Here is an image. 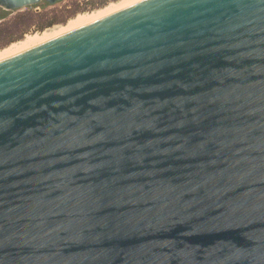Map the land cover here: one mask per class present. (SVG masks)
Here are the masks:
<instances>
[{"label": "water", "instance_id": "obj_1", "mask_svg": "<svg viewBox=\"0 0 264 264\" xmlns=\"http://www.w3.org/2000/svg\"><path fill=\"white\" fill-rule=\"evenodd\" d=\"M0 264H264V0H144L0 61Z\"/></svg>", "mask_w": 264, "mask_h": 264}, {"label": "rangeland", "instance_id": "obj_2", "mask_svg": "<svg viewBox=\"0 0 264 264\" xmlns=\"http://www.w3.org/2000/svg\"><path fill=\"white\" fill-rule=\"evenodd\" d=\"M137 1L135 0L134 1L133 0H62L61 2L55 5H49L43 2L36 6H31V7L23 8L20 10H15V11H4L0 9V61H3L4 59L6 60L7 58H11L13 57L12 55L14 54H15L14 56H16L32 48L33 46H30L25 50L23 49L24 47H22L24 46V44L23 45L19 44L21 42L25 43L26 38H29V37L37 38L38 37V39L36 40H38L39 44L36 42L37 44L34 45L36 47L48 41L56 39L59 36H63L67 33H70L72 32V30L74 31L78 28H81L82 26L84 27L86 25H89L91 24L90 21L92 19H93L92 20V23H93L109 15L117 13L125 8L131 7L130 4L133 5L134 2H135L134 4H138ZM142 1L144 0H140L139 3ZM130 2H133V3H130ZM124 4L127 5V7ZM123 5L125 6V8ZM113 6L119 9L116 11L115 8H112ZM121 6H123V8ZM110 8L112 10H115L116 12L115 11L114 13H112V11L110 12ZM96 12L100 14L98 15ZM104 13H105V17H101V15L104 16L103 15ZM93 14L98 15L99 17H96V18L97 19L99 18V19L96 20V18L94 17L95 15L92 16ZM78 17L79 19L88 18L89 21H87V24L85 23L86 25H84L83 21H81L82 24L77 28L78 22H80ZM52 20H56V23H54L50 27L45 26ZM85 21L86 20H84V22ZM70 24L73 27L72 30L70 29L71 28ZM74 24H77V25H74ZM68 28L71 31L67 30ZM64 29L66 33L63 34V31L62 32L60 31ZM58 32L62 33L63 35L59 34ZM56 33L59 34V35L57 34L58 37L56 36ZM44 34L45 35L47 34V35L45 36ZM48 34L50 35L49 38L51 40L47 39ZM45 37L47 40L44 39V43H43V41H41L42 40L41 38H45ZM17 44H19L21 47L18 46ZM15 46H18V47H15ZM14 47L16 48V50L18 49L16 53L15 52L13 53V51H15ZM10 50H13L11 51L13 54L10 53ZM7 51L9 52L7 53ZM19 51L21 52L19 53ZM5 52L6 54H9V55H6V54L4 55ZM10 54L12 55L10 56Z\"/></svg>", "mask_w": 264, "mask_h": 264}, {"label": "bare ground", "instance_id": "obj_3", "mask_svg": "<svg viewBox=\"0 0 264 264\" xmlns=\"http://www.w3.org/2000/svg\"><path fill=\"white\" fill-rule=\"evenodd\" d=\"M133 1H134V0H133ZM135 1H137V0H135ZM139 1H140V0H139ZM139 1H137V2L139 3ZM130 3H133V2H130ZM134 3H135V2H134ZM134 3H133V5H135ZM124 5H125V4H124ZM124 5H123V6H124ZM133 5L130 4V6H133ZM123 6H121V7L123 8ZM125 6L127 7V5H125ZM125 6H124V8H125ZM118 7H119V6H118ZM112 8H115V7L113 6ZM122 8H121V9H122ZM118 9H119V8H118ZM118 9L115 8L116 11H117ZM121 9H120V10H121ZM115 10H112V9L110 8V12L112 11V13H114ZM116 11H115V12H116ZM104 12H106V11H104ZM96 13H97V12H96ZM107 13H108V12H107ZM107 13H106V15H107ZM97 14H98V13H97ZM99 14H100V13H99ZM99 14H98V15H99ZM109 14H110V13H109ZM94 15H95V14H93L92 16H94ZM98 15H95L94 17H95V18H96V17H99ZM103 15H104V16L101 15V17H105V13H104ZM82 17H83V16H82ZM101 17H100V18H101ZM91 18H92V17H91ZM95 18H94V19H95ZM78 19H79V17H78ZM81 19H82V18H81ZM81 19H79L80 22H78V26H77V28L82 24L81 21H83V24H84V25H86V24H87V21H89L88 18H87L88 20H87L86 18H85V19H82V20H81ZM98 19H99V18H98ZM98 19L96 18V20H98ZM75 20H76V19H75ZM75 20H73V21H75ZM84 20H86V21L84 22ZM92 20H93V19H92ZM92 20L90 21L91 23H92ZM96 20H95V21H96ZM100 20H101V19H100ZM73 21H71V22H73ZM74 23H75V22H74ZM79 23H80V24H79ZM85 23H86V24H85ZM93 23H94V22H93ZM71 24H72V23H71ZM71 24H70V26H71L70 29L72 30L73 27H72ZM74 25H77V24H74ZM74 25H73V26H74ZM70 26H69V27H70ZM82 27H83V26H82ZM75 28H76V27H75ZM75 28H74V29H75ZM70 29L68 28L67 30H70ZM67 30H66V31H67ZM71 30H70V31H71ZM76 30H77V29H76ZM62 31H63V34L66 33V32H65V29H64V30H61L60 32H62ZM70 31H69V32H70ZM72 31H73V30H72ZM60 32H58V33L61 34V35H63V34L60 33ZM58 33H56V36H57ZM52 34H53V33H52ZM52 34H51V35H52ZM59 34H58V35H59ZM44 35H45V34H44ZM46 35H47V34H46ZM46 35H45V36H46ZM49 36H50V35L48 34V38H47V39H50ZM52 36H53V35H52ZM52 36H51V37H52ZM56 36H54V37H56ZM36 37H37V35H36ZM54 37H53V38H54ZM57 37H58V36H57ZM59 37H61V36H59ZM39 38H40V37H39ZM36 39H38V37H37V38H35V37H29V38H26L25 43H24V42H23V43H22V42H21V43L18 42V43H19L20 45H21V44H22V45L24 44V46H22V47H24L23 49L26 50V49H27L28 47H30V46H33V47L35 48L34 45L37 44V43L39 44L38 40H36ZM41 39H42L41 41H43V43H44V39H46V37H45V38H41ZM47 39H46V40H47ZM50 40H51V39H50ZM53 40H54V39H53ZM36 42H37V43H36ZM45 42H46V41H45ZM48 42H49V41H48ZM41 43H42V42H41ZM46 43H47V42H46ZM19 44H17V45L20 46ZM41 45H42V44H41ZM18 46H15V47H18ZM39 46H40V45H39ZM15 47H14V48H15ZM20 47H21V46H20ZM33 47H32V48H33ZM36 47H37V46H36ZM11 48H12V47H11ZM32 48H30V49H32ZM12 49H13V48H12ZM30 49H29V50H30ZM14 50H15V51L10 50V53H12L11 51H13V53H14V52L16 53V51H18V49L16 50V48H15ZM5 51H6V50H5ZM23 51H24V50H23ZM8 52H9V51H7V53H8ZM20 52H21V51H19V53H20ZM13 53H12V54H13ZM5 54H6V52L4 53V55H5ZM12 54H10V56H11ZM17 54H18V53H17ZM20 54H21V53H20ZM6 55H9V54H6ZM14 55H15V54H14ZM14 55H12V56H14ZM7 59H8V58H7ZM4 60H5V59H4Z\"/></svg>", "mask_w": 264, "mask_h": 264}, {"label": "trees", "instance_id": "obj_4", "mask_svg": "<svg viewBox=\"0 0 264 264\" xmlns=\"http://www.w3.org/2000/svg\"><path fill=\"white\" fill-rule=\"evenodd\" d=\"M54 23H56V20H52V21H50L48 24H46L45 26H47V27H50V26H52Z\"/></svg>", "mask_w": 264, "mask_h": 264}]
</instances>
